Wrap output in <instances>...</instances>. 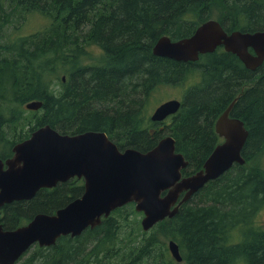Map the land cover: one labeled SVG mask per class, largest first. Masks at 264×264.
<instances>
[{
	"label": "trees",
	"instance_id": "trees-1",
	"mask_svg": "<svg viewBox=\"0 0 264 264\" xmlns=\"http://www.w3.org/2000/svg\"><path fill=\"white\" fill-rule=\"evenodd\" d=\"M32 19L39 20L37 32L0 43V159L44 125L68 135L104 131L120 150L140 152L169 135L188 162L183 176L191 175L220 143L215 122L235 99L230 116L243 121L248 137L243 165L207 183L150 231L137 226L132 237L134 227L122 228L124 216L135 214L130 203L79 236L60 237L51 247L34 245L32 263L22 264H264V169L255 160L264 151V63L250 71L222 47L194 62L152 54L161 36L187 37L210 19L227 33L263 31L264 0H0V36ZM91 45L103 52L100 64L71 71L63 92L60 82L50 83L45 62L59 53L80 57ZM181 82L182 104L168 123L141 116L155 91ZM56 89L61 93L54 98ZM29 101L42 107L29 116L10 108ZM82 192L76 178L40 189L29 201L2 207L0 224L15 229L37 214H53ZM170 240L181 263L169 252Z\"/></svg>",
	"mask_w": 264,
	"mask_h": 264
},
{
	"label": "water",
	"instance_id": "water-1",
	"mask_svg": "<svg viewBox=\"0 0 264 264\" xmlns=\"http://www.w3.org/2000/svg\"><path fill=\"white\" fill-rule=\"evenodd\" d=\"M218 47L234 54L246 69L256 70L264 63V30L227 33L221 23L210 19L184 38L161 36L152 54L177 62H194L200 55ZM236 100V99H235ZM235 100L215 122V132L223 139L204 161L202 168L183 176L188 166L176 152L173 137H162L146 152L120 150L104 131L61 134L49 125L37 128L29 138L12 147V156L0 159V209L16 201H29L40 189H51L70 179L82 180L80 197L53 214H37L28 223L12 230L0 224V264H16L34 245H55L60 237H75L97 227L114 210L133 203L144 232L174 217L181 204L219 178L233 165H243L242 149L248 131L238 118L230 117ZM178 99L159 104L150 115L152 122H163L181 107ZM41 101L24 104L27 111H38ZM264 226V216L262 220ZM167 247L177 263L182 262L178 245Z\"/></svg>",
	"mask_w": 264,
	"mask_h": 264
},
{
	"label": "rangeland",
	"instance_id": "rangeland-1",
	"mask_svg": "<svg viewBox=\"0 0 264 264\" xmlns=\"http://www.w3.org/2000/svg\"><path fill=\"white\" fill-rule=\"evenodd\" d=\"M39 20L38 19H32L30 22H26L22 29L20 31H17L16 33H12L11 28L6 29L4 34L0 36V43L4 45L7 41V39H15V34H19L20 36H28L29 34H33L38 31L39 27ZM18 27V25H16ZM71 50H73L71 48ZM87 52H84L83 55L80 57H75V58H63L62 54H54L52 58H50L49 62H45L44 64L47 66V70H50V78L52 81L50 83L54 82L58 84L60 82V77L62 75L68 76V74L75 70V69H81L84 66H96L100 64L103 61V52L101 49H99L96 45H91L85 49ZM3 51H1L2 53ZM71 54V52H69ZM76 56V55H75ZM44 70V68H43ZM41 75L44 79L45 84H48V80L44 77L43 72H41ZM48 82V83H47ZM61 83V82H60ZM64 84L62 86H59V89L61 92L64 91ZM4 86V84H3ZM186 84L181 82L180 84H172V85H166L163 87H160L157 91L154 92V94L150 97L149 103L147 102L141 109L142 113L141 116L146 119L150 118V115L152 114L153 110L157 105H159L161 102L173 99V98H180L182 95V92L184 91ZM154 96V97H153ZM153 97V98H152ZM10 108L12 109H21L23 110L24 116H29L31 113L30 111H27L24 108V105L20 107V105H17L15 103L10 104ZM145 115V116H144ZM33 117V115L31 116ZM30 117V118H31ZM166 123H168V120H164ZM163 121V122H164ZM160 123V122H159ZM159 127H162L160 124ZM24 132V131H23ZM0 149H3V145L0 146ZM258 159L259 161V166H261L264 169V151L255 158V160ZM254 162V161H253ZM133 211L135 214H129L125 215L123 219L124 222L121 221L122 228L127 227V230L130 231L131 227H134V234L131 235L132 237L138 232L137 226H139V229L142 230L140 221L143 217V215L139 212H136L135 209L133 208ZM116 216V215H114ZM134 220H136L134 222ZM138 223V225H136ZM121 230V229H120ZM128 233V232H126ZM35 253V246L30 248L28 252L22 257L20 261L17 262V264H22L25 262H31L33 259H30V257ZM35 255V254H34Z\"/></svg>",
	"mask_w": 264,
	"mask_h": 264
},
{
	"label": "flooded vegetation",
	"instance_id": "flooded-vegetation-1",
	"mask_svg": "<svg viewBox=\"0 0 264 264\" xmlns=\"http://www.w3.org/2000/svg\"><path fill=\"white\" fill-rule=\"evenodd\" d=\"M60 82L61 83H59V86H61L62 84H64V86H66L67 85V83H68V76H65V75H62L61 77H60ZM57 90V89H56ZM61 92L60 91H56L55 92V97L54 98H56L59 94H60ZM173 116V115H172ZM229 116H230V114H229ZM230 117H232V116H230ZM170 118H171V116H169V117H167L166 118V120H170ZM223 141V139L222 138H220V142H222ZM82 181V180H81ZM83 183V182H82Z\"/></svg>",
	"mask_w": 264,
	"mask_h": 264
},
{
	"label": "bare ground",
	"instance_id": "bare-ground-1",
	"mask_svg": "<svg viewBox=\"0 0 264 264\" xmlns=\"http://www.w3.org/2000/svg\"><path fill=\"white\" fill-rule=\"evenodd\" d=\"M231 104V103H230ZM234 105V104H233ZM230 114V113H229ZM235 118V117H234ZM239 119V118H238ZM240 120V119H239ZM242 121V120H241ZM243 122V121H242ZM167 136V135H166ZM218 145V144H217ZM215 148V147H214Z\"/></svg>",
	"mask_w": 264,
	"mask_h": 264
}]
</instances>
